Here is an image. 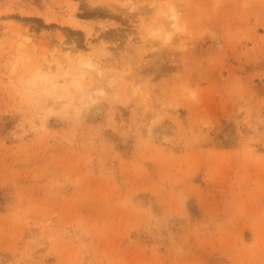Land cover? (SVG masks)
<instances>
[{
    "label": "rangeland",
    "instance_id": "obj_1",
    "mask_svg": "<svg viewBox=\"0 0 264 264\" xmlns=\"http://www.w3.org/2000/svg\"><path fill=\"white\" fill-rule=\"evenodd\" d=\"M0 264H264V0H0Z\"/></svg>",
    "mask_w": 264,
    "mask_h": 264
},
{
    "label": "bare ground",
    "instance_id": "obj_2",
    "mask_svg": "<svg viewBox=\"0 0 264 264\" xmlns=\"http://www.w3.org/2000/svg\"><path fill=\"white\" fill-rule=\"evenodd\" d=\"M172 17H173L174 20L176 21V16H175L174 14H172ZM169 38H170V35L168 34V35L166 36V39L168 40ZM39 76H41V75L37 74L36 76H34V79H32L31 81H29V83H31L32 85H35V84L38 83V81L40 82V80H39ZM40 78H41V77H40ZM43 79H45V78L43 77ZM43 81H44V80H43ZM57 93L60 94L61 98H64V94L67 95L66 93H64V94L61 93V92L58 91L57 89H55V91H50V93H49V91H47L46 94H52L53 96L60 97V96L57 95ZM93 99H94V98H93ZM91 101H92V100H91ZM93 101H94V100H93ZM52 102H53V101H52ZM52 102L48 101V102H46V103L50 104V103H52Z\"/></svg>",
    "mask_w": 264,
    "mask_h": 264
}]
</instances>
